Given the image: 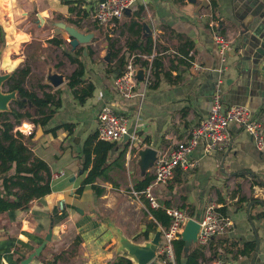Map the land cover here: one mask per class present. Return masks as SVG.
<instances>
[{"label":"crops","instance_id":"crops-1","mask_svg":"<svg viewBox=\"0 0 264 264\" xmlns=\"http://www.w3.org/2000/svg\"><path fill=\"white\" fill-rule=\"evenodd\" d=\"M97 1L0 0L1 62L7 65L0 75L9 78L15 69L30 67L28 63L37 56L25 51L34 42L42 43V49L52 47L46 41L55 37L51 27L56 23L91 35L95 45L101 33H108L110 37L117 30L119 40L111 43L116 42L118 58L137 56L151 61L154 55H160L164 72L171 73L172 79L178 77L179 81L173 84L161 78L159 87L152 90L137 79L133 96L125 98L113 88L114 75L118 72L115 67L112 74H105L104 67L94 65L91 78L85 61L80 59L85 67L83 79L95 86L93 96L80 104L66 82L75 68L66 78L55 64L48 66L40 83L50 86L52 93L60 91L61 107L46 129L70 124L73 132L59 129L52 134L37 128L31 147L46 162L51 174L63 171L66 176L62 181L53 182L52 192L31 201L27 209L0 214V264H17V258L26 259L41 247L31 264L52 261L61 253L65 261L60 264H107L121 256L109 229L111 225L134 243L144 244L146 241L134 239L153 221L148 202L142 196L131 194L136 201L131 203L134 210L143 212L144 219L138 227L127 223L122 211L116 218L109 215L110 204L103 201L110 195L106 185L113 184L111 174L127 170L130 175L135 173V181L152 176L155 161L146 163L140 153L153 151L156 158L187 139L190 130L207 116L216 91L220 92L225 108L245 107L264 127V0H213L215 6L210 0H138L111 28L101 27L90 18L91 7ZM203 1L208 2V7L198 12ZM139 8H142L141 41L153 40L151 56L142 55L139 50L126 52L125 43L129 38L126 26ZM216 32L231 42L223 62L214 44ZM42 34L46 35L44 40ZM130 38L136 39L132 35ZM185 41H191L194 46L189 52V64L182 57L188 51L183 47ZM101 54L109 62V51ZM117 59L110 60L111 64L115 65ZM139 71L143 79L144 71L148 70L140 67ZM55 79H61L59 85H53ZM33 91L36 90L33 88ZM104 107L126 117L129 134L135 138L109 143L112 145L107 160L110 180H96L95 185L104 190L102 196L96 197L90 186H85L81 194L78 189L88 173L81 172L83 146L87 137L96 133L98 114ZM21 125L30 128L24 134L34 131L28 122ZM228 131V152L211 151L201 143L189 157L192 167L186 171L176 169L173 179L155 187L153 193H158L159 202L156 200L162 208L168 204L171 208L185 209L196 221L209 206L230 219L229 231L204 246L203 264L214 259L227 264H264V149L258 150L240 126L231 124ZM132 148L137 150L131 160ZM122 151L124 156L118 158ZM141 168L145 174L138 177ZM131 191H134L133 185ZM50 231L51 237L47 240ZM153 236L150 233L148 241ZM196 246L192 244L183 249L184 257ZM156 260V264H161L158 257Z\"/></svg>","mask_w":264,"mask_h":264},{"label":"trees","instance_id":"trees-1","mask_svg":"<svg viewBox=\"0 0 264 264\" xmlns=\"http://www.w3.org/2000/svg\"><path fill=\"white\" fill-rule=\"evenodd\" d=\"M182 2L183 0H175ZM212 6H215L213 0H210ZM134 14V18L126 26L129 38L125 43L126 52L139 50L142 55L151 56L153 49V40L145 38L141 41V24L139 21L140 12ZM136 28V29H135ZM2 29L0 27V45L2 40ZM130 35L136 39L131 40ZM47 44L57 48H63L66 42L62 38H52L46 41ZM116 42L109 44V53L111 62L118 58L119 50L115 48ZM183 47L188 49L183 52L185 64H189L191 57L189 52L194 48L191 41H185ZM89 56V52L87 51ZM66 58L71 64L76 65L75 70L67 78V87L71 90L72 95L80 104H84L93 96L95 86L93 83L84 80L85 67L80 58H76L69 53H65ZM77 56V55H76ZM82 56V55H81ZM135 65L145 69H149L151 80L148 88L155 90L159 87L160 79H164L169 83L176 84L178 77L172 79L171 73L164 72L163 59L160 55H154L151 61H143L140 57L134 56ZM115 69L120 73L124 70L126 59L118 58ZM31 76L29 66L17 68L12 75L4 82L6 93H16L17 98L10 102V111L0 112V214L25 210L31 201L43 198L52 192L51 172L42 159L37 157L32 151V138L35 129L41 128L43 132L55 134L57 130L63 129L68 133L73 132V125L64 124L47 131V126L56 114V110L61 107L60 91L51 92V87L42 83H37L35 87L27 85V80ZM37 88L38 94L33 91ZM34 108L35 112L28 111V107ZM24 121L33 125L34 131L26 136L17 130ZM112 149L109 143L101 144L97 142V134L94 133L87 137L83 146V163L81 172L88 171L82 186L78 189L81 194L85 186H90L96 197L102 196L103 188L95 185L97 179L109 181L107 164L108 152ZM125 151L119 154L118 158H122ZM153 180V177L146 175L142 180L135 181L133 190L137 193L145 190ZM169 207L168 204L165 208ZM153 221L149 222L146 230L135 237L134 241H148L150 233L155 234L157 230H167L170 227L171 219L166 215L165 210L161 208L153 209L147 207ZM219 211V210H218ZM221 212V211H220ZM224 214V212H221ZM176 264H199L204 258V246H197L186 257L183 255L184 242L174 240L171 243ZM23 259L17 258L16 263L19 264ZM63 253L56 256L52 261L43 262V264H60L64 262ZM107 264H132V262L123 257H117Z\"/></svg>","mask_w":264,"mask_h":264},{"label":"built area","instance_id":"built-area-1","mask_svg":"<svg viewBox=\"0 0 264 264\" xmlns=\"http://www.w3.org/2000/svg\"><path fill=\"white\" fill-rule=\"evenodd\" d=\"M138 0H98L93 4L90 18L101 27H113L119 19L125 15V11L135 7ZM214 44L220 61H224L231 42L221 33L214 34ZM134 57L126 59L124 70L114 79L113 88L117 95L130 98L134 94L137 84L139 66L133 62ZM144 71V84L147 87L151 80L150 70ZM142 96V95H140ZM236 124L243 128L252 138L258 150L264 149V127L257 119L253 118L250 111L242 106H230L225 108L219 91L212 97L209 112L198 124H196L184 141L176 144L167 154L157 157L154 163L153 180L150 185L140 193L131 191L135 197L142 196L148 202L149 207L156 209L160 205L154 196L153 189L160 185H166L173 177L176 169L183 171L192 167L189 157L194 150L205 143L208 150L225 152L230 146L229 126ZM97 140L101 143H119L124 136L128 135L130 141L135 138L129 134L128 120L124 116L117 115L110 107H104L98 114L96 127ZM65 173L58 171L51 174V182L65 179ZM63 207V203H60ZM162 208V207H161ZM166 215L171 219L167 230L161 229L160 245L157 257L161 264H176L172 250V241L181 240V234L186 223L194 220L185 209L163 208ZM196 221V220H194ZM199 225L197 244L205 246L214 237L225 235L230 227L231 221L214 206L205 209L202 218L196 221ZM199 264H203L200 261ZM209 264H227L220 259H214Z\"/></svg>","mask_w":264,"mask_h":264},{"label":"rangeland","instance_id":"rangeland-1","mask_svg":"<svg viewBox=\"0 0 264 264\" xmlns=\"http://www.w3.org/2000/svg\"><path fill=\"white\" fill-rule=\"evenodd\" d=\"M59 27H63V25L62 24L57 25L56 23H54L53 27H51L53 31V33L51 34L55 37L62 38L66 42L63 48L60 49V48L53 47V46L52 47L47 46L46 48L42 49L41 48L42 43H37V42H34L33 44H31L30 46L26 48L25 52L27 54L32 53L33 55L37 56L36 59L31 60L28 63L32 69V74L27 80L28 86L35 87L37 83L44 81L45 75L47 74V68L48 66L52 64H55L56 69L60 70L62 74L67 78L71 70L73 68H76V65H73L68 61V59L65 56V53H69L71 55H77L78 57H80L81 60L85 61L87 75L90 76L91 78H93V75H91V73H93V71L95 70L94 65L104 67L105 74H112L114 72L113 67H115L117 64L116 63L115 65L111 64L110 60L109 62H107V60H105L106 56L103 58V56H101L102 55L101 53L102 52L107 53L109 51V48L107 46L109 43H111V41L119 40V38H117V34H118L117 30L114 31L113 35H111L110 37L108 33H101L99 37L96 39V41H98L96 45L94 43L95 40L92 38V36L88 35L90 36L89 42L79 43V45L75 49H72L69 44L71 41V38L66 33H63V36L60 35L57 32V29ZM80 33L83 35H86L82 32ZM45 37H46L45 34L41 35L42 40H44ZM84 48H86V50H83ZM82 51L84 54L83 57L81 56ZM87 51L89 52L90 56L87 55ZM2 56L3 54H2V49H1L0 50V71L2 70L5 71L7 68V65L6 63L1 62ZM118 74L119 72H117L114 75V78H116ZM0 76H3L2 73ZM138 81L144 82V79H139ZM66 82H67V79H66ZM34 89L36 90L38 94H40L37 88H34ZM0 92L5 97H9V98L13 97L12 100L16 98L15 96L6 95L7 91H6V88L4 87L3 82L0 84ZM12 100H9L7 102V106L4 108L6 111H10V105H11L10 102ZM29 109L32 113H34L33 108H29ZM24 123L27 124L26 121H24L23 124ZM17 130H19L21 133L24 134V133H27V131L30 130V128L26 126L22 128V125H20V127H18ZM24 135L28 136L29 134H24ZM136 150H137L136 148H132L129 150V152H131V160H132V156L136 154ZM156 159L157 157L154 158L153 161H156ZM153 170H154V165L152 166V173H153ZM139 172H140V175H138V177H143V175L145 174L144 169L141 168ZM111 177H112L111 179L113 180L112 181L113 184L106 185L109 189L108 191L110 192V195L107 197L106 200L103 201V202L110 204L109 206H107L109 209V215H113L116 218L119 216V212L122 211V217L126 219L127 223L131 225L136 224L138 227L139 224L143 222L144 217H143L142 209L134 210V206H132L131 204L133 201L136 202L130 193L132 189L133 181L137 179L135 176V173L130 175L129 173H127V170H124L123 172L119 171L114 174H111ZM99 183L103 185L102 181ZM154 196L155 198L158 199V202H159L157 192L154 193ZM120 232L124 234L121 230Z\"/></svg>","mask_w":264,"mask_h":264},{"label":"water","instance_id":"water-1","mask_svg":"<svg viewBox=\"0 0 264 264\" xmlns=\"http://www.w3.org/2000/svg\"><path fill=\"white\" fill-rule=\"evenodd\" d=\"M208 2L203 1L200 3L198 7V12L202 8H207ZM129 12V10L125 11V14ZM57 32L63 36V33H66L70 38V46L72 49H75L79 43H86L89 42L90 36L83 35L80 32H78L74 28H61L59 27L57 29ZM143 73L142 71H139L137 74V79H142ZM8 78L6 76H0V84L5 82ZM61 80V79H60ZM60 80L55 79L53 85H59ZM1 93V92H0ZM7 96H16V93H6ZM15 98V99H16ZM12 98L5 97L4 95H0V112H6L4 109L6 107V104L9 100H12ZM14 99V100H15ZM12 100V101H14ZM11 101V102H12ZM39 131H42L41 128H38ZM129 140V136L126 135L123 138V142H127ZM228 152V151H227ZM141 158L146 159V163L151 160L153 162L154 159V152L153 151H144L140 153ZM109 229L111 230V233L116 239V250L120 257L126 258L132 262V264H156L157 263V252L160 245V235L161 230H157L154 234L153 238L150 241H146L144 244H137L133 241L126 238L120 230L116 229L113 225L109 226ZM199 232V225L194 220H189L181 234V241L184 242V249L186 247H190L192 244H197V234ZM51 237V231L48 233L47 240H49ZM40 249H37L34 253L30 254L26 259H23L19 264H31L33 258L38 256L41 252ZM186 257V256H185Z\"/></svg>","mask_w":264,"mask_h":264},{"label":"bare ground","instance_id":"bare-ground-1","mask_svg":"<svg viewBox=\"0 0 264 264\" xmlns=\"http://www.w3.org/2000/svg\"><path fill=\"white\" fill-rule=\"evenodd\" d=\"M0 95H1V93H0ZM3 95V94H2ZM6 106H7V104H6Z\"/></svg>","mask_w":264,"mask_h":264}]
</instances>
